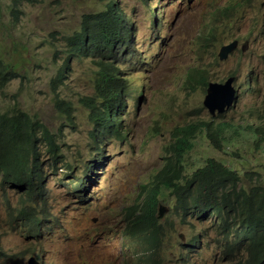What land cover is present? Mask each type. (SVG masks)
<instances>
[{
    "label": "rangeland",
    "instance_id": "374dc122",
    "mask_svg": "<svg viewBox=\"0 0 264 264\" xmlns=\"http://www.w3.org/2000/svg\"><path fill=\"white\" fill-rule=\"evenodd\" d=\"M118 1L19 0L14 5V0H0V54L19 73L0 92V112L16 104L37 118L55 134L63 159L72 168L58 164L47 169L49 162L43 164L44 200L32 212L31 223L17 210L38 198L0 188V249L11 256L10 264H32L38 261L35 257H40V264H86L91 259L96 264H139L142 251L127 234L126 210L141 200V186L161 169L175 127L213 120L225 124L220 151L204 135L196 138L185 157L187 173L214 158L239 171L244 187L255 181L264 187V140L252 128L264 119V0H120L133 20L132 46L123 49L114 63H120L115 74L120 67L129 85L124 88L129 90L123 96L122 114L124 131L129 133L121 143L113 138L104 141L102 163L85 179L84 189L75 188L84 170L82 162L89 161L94 147L90 138L94 128L81 99L95 94L97 59H71L63 82L53 81L67 57L65 38L80 31L85 16ZM232 8L230 14L223 12ZM13 9L20 13L18 19L12 17ZM155 13L159 37L169 51L160 57L155 51L158 35L150 29L155 24L157 30L151 17ZM92 38L95 43L100 39ZM234 39L238 50L220 61V48ZM87 45L85 37L82 47ZM188 73L192 77L187 81ZM230 76L235 78L236 98L226 113L213 119L202 105L206 92L201 82L223 84ZM57 97L71 107L68 116L56 108ZM173 203L164 190L157 213L164 264H224L215 244L223 241L217 230L208 222H183ZM205 228L209 233L199 237L198 248L188 250L189 237Z\"/></svg>",
    "mask_w": 264,
    "mask_h": 264
},
{
    "label": "trees",
    "instance_id": "16d2710c",
    "mask_svg": "<svg viewBox=\"0 0 264 264\" xmlns=\"http://www.w3.org/2000/svg\"><path fill=\"white\" fill-rule=\"evenodd\" d=\"M17 2L19 0H14V5ZM158 5L159 1L155 6ZM105 8L104 11L85 16L80 31L65 38L71 55L86 56L90 52L92 56L99 58L96 63L100 68L97 71L95 94L81 99L89 110V119L94 128L90 137L94 140V147L91 148L89 161L82 162L84 170L81 172L82 177L76 181L77 189L85 188V179H89L91 172L102 163L104 141L113 138L121 143L129 133V130L124 131L121 112L123 100L119 91L117 92L124 83L122 72L119 68L118 74H115L111 62L119 54H124L123 49L130 48L133 20L128 16V23L126 22L123 8L116 11L113 4ZM19 14L17 9L11 10L14 19H18ZM157 16L158 13L151 15L155 17L156 23L159 22ZM77 36L80 38L76 39ZM92 36L100 39H96L98 42L95 43ZM85 37L88 38V45L82 47ZM102 40V45H97ZM65 69L67 66H63L62 72ZM18 76L17 66L5 62L0 54V92ZM191 77L192 73H188L186 80ZM58 78L60 76H57L53 84L61 82ZM201 85L205 87L206 81L202 80ZM14 105L8 112H0V188L20 192L27 199L38 198L31 206L25 205L17 210L25 222L31 223L34 218L32 212L44 200L43 164L49 162L47 169L58 164H64L68 171L72 168L70 162L64 161L61 145L55 134L37 118L29 116ZM55 106L69 115L71 107L64 100L57 97ZM113 121L116 122L114 125ZM224 126V123L215 124L214 120L197 121L177 127L171 132V143L162 156L161 169L141 186V200L126 210L127 234L139 243L142 252L138 261L141 264L164 263L158 244L162 226L157 222L160 196L164 190L173 198L172 209L182 217L183 222H187V219L198 223L208 222L212 229L217 230L223 241L219 246L216 242L215 244L221 260H225L224 264H264L262 184L255 181L249 183L253 184L251 187H244L239 171L226 167L214 158L206 159L202 166L187 173L185 157L192 150L196 138L204 135L210 146L220 151ZM252 128L261 137L260 141H263L264 119ZM261 143H256L257 148L260 149ZM249 180L253 181L252 177ZM10 257L0 249V264H10Z\"/></svg>",
    "mask_w": 264,
    "mask_h": 264
},
{
    "label": "clouds",
    "instance_id": "9594fccd",
    "mask_svg": "<svg viewBox=\"0 0 264 264\" xmlns=\"http://www.w3.org/2000/svg\"><path fill=\"white\" fill-rule=\"evenodd\" d=\"M119 3H116V2H113V6H114V8H115V10L117 11L118 9L120 10V8H123L122 7V3H121V1L119 0L118 1ZM234 8H232V9H229V10H223V12L224 13H226V14H230L231 13V11L233 10ZM125 13V12H124ZM216 15H218V12L216 13ZM125 16H126V20L128 19V16H131V15H127L126 13H125ZM127 22V21H126ZM157 24V30H155L154 29V26H155V24H152L151 25V34H157L158 35V37H157V39L156 40H158L157 42H156V44H158V47L156 46V52H157V57H160L161 55H163L164 53H166V52H169L167 49H166V47H165V45H164V41L163 42H161L162 41V39H163V37H159V32H160V30H159V22L158 23H156ZM168 31V29L165 27V32H167ZM137 33V32H136ZM166 35V34H165ZM132 39H133V33L131 34V39H130V41L132 42ZM148 41V40H147ZM233 42H236L237 43V45H236V47H235V49L232 51V52H234V51H237L238 50V46H239V42H238V40L237 39H234V40H232V41H230L228 44H230V43H233ZM148 44H151L150 42H148ZM228 44H225V45H228ZM225 45H223V46H225ZM128 46V45H127ZM131 46H132V43H131ZM130 46V47H131ZM66 47H67V49H66V53H67V57H65V61H64V65L63 66H67V64H66V61H68L69 62V60H71V59H75V58H81V57H91V58H96L95 56H92V54L90 53V52H88V54L86 55V56H73V55H71V51H70V47L68 46V43H67V41H66ZM240 50H241V52H243L244 51V48H243V46H241L240 47ZM220 51V50H219ZM219 54V53H218ZM151 56V55H150ZM151 57H153V56H151ZM97 59V58H96ZM218 59H219V57H218ZM227 59V58H226ZM225 59V60H226ZM220 60V59H219ZM225 60H220V61H225ZM96 62H99V58L97 59V61ZM95 62V64H96V66H97V68H98V70L97 71H99L100 70V68H99V66H98V64ZM116 61L115 60H112V62H111V65H112V68H113V70H114V72H115V66H120V63L118 62V63H116L115 65H114V63H115ZM63 68V67H62ZM120 68V67H119ZM66 70V69H65ZM65 70L61 73V72H59L58 74H57V76H60V78H58L59 80H62L61 82H63V75L62 74H64L65 73ZM118 72H119V69H118ZM97 75V74H96ZM127 76V75H126ZM230 77H232V78H234L233 76H230ZM230 77H228V78H230ZM117 78V77H116ZM227 78V79H228ZM97 79H98V76H97V78H96V81H97ZM123 79V78H122ZM226 79V80H227ZM125 79H123V81H124ZM225 80V81H226ZM225 81L223 82V84L225 83ZM235 82V78H234V80H233V83ZM209 83H216V82H206V86H205V96H204V99H205V97H206V95H207V88H208V84ZM233 83H232V87H233ZM217 84H219V83H217ZM126 85H128L127 83H125V81H124V83L122 84V87H121V89L120 90H117V92L119 91V93L121 94V99L123 100V96H125V92L127 91V90H129V89H127L126 91L124 90V88L126 87ZM129 86V85H128ZM127 86V87H128ZM234 88V87H233ZM234 91H235V89H234ZM235 98H236V91H235V94H234V100H235ZM204 99H203V102H204ZM234 100H233V103H234ZM203 102H202V105H203ZM233 103H232V105H233ZM231 105V106H232ZM122 107H123V109H122V114H123V111H124V109H125V107H124V102H123V104H122ZM203 107H204V105H203ZM204 109L207 111V109L204 107ZM228 110V109H227ZM226 110V111H227ZM226 111L224 112V113H226ZM208 112V111H207ZM223 113V114H224ZM208 114L210 115V113L208 112ZM223 114H218V113H216V116H214V117H212L211 115V118H217V117H219V116H222ZM212 119V120H213ZM116 122L115 121H113V125L115 124ZM119 123V122H118ZM180 127H182V126H180ZM175 128H177V127H175ZM174 128V129H175ZM173 129V130H174ZM172 130V131H173ZM127 131V130H126ZM171 131V132H172ZM39 209V208H38ZM44 213H45V215H46V212L44 211ZM158 213V212H157ZM158 215V214H157ZM47 217V216H46ZM45 217V218H46ZM157 219H158V217H157ZM47 222V221H46ZM158 222V221H157ZM208 230L205 228V229H200V231H197V233H196V235H194L193 237H189V240H188V242L186 243V248L188 249V250H190V249H194V248H198V244H199V237L200 236H206V235H208ZM214 242V241H213ZM36 259H38V261L36 260V262H35V260L33 261V263L32 264H40V257H35ZM138 263L139 264H141L139 261H138ZM86 264H96V263H94V261H93V259H91L90 261H87L86 262ZM103 264H111L110 262H104ZM164 264V263H163Z\"/></svg>",
    "mask_w": 264,
    "mask_h": 264
},
{
    "label": "water",
    "instance_id": "95a60500",
    "mask_svg": "<svg viewBox=\"0 0 264 264\" xmlns=\"http://www.w3.org/2000/svg\"><path fill=\"white\" fill-rule=\"evenodd\" d=\"M237 43L233 42L220 48L218 57L220 60H225L228 55L235 49ZM234 78H228L224 84L209 83L207 95L203 105L212 117L216 113L223 114L229 109L234 100V88L232 87Z\"/></svg>",
    "mask_w": 264,
    "mask_h": 264
}]
</instances>
